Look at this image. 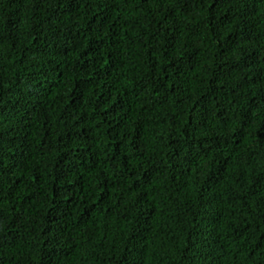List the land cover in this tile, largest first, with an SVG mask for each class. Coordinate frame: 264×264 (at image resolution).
<instances>
[{"label":"trees","instance_id":"obj_1","mask_svg":"<svg viewBox=\"0 0 264 264\" xmlns=\"http://www.w3.org/2000/svg\"><path fill=\"white\" fill-rule=\"evenodd\" d=\"M0 264H264V0H0Z\"/></svg>","mask_w":264,"mask_h":264}]
</instances>
